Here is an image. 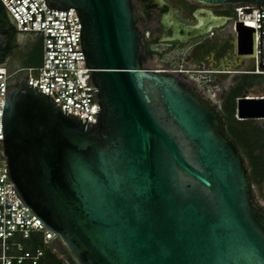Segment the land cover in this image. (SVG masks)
Masks as SVG:
<instances>
[{"label":"water","instance_id":"obj_1","mask_svg":"<svg viewBox=\"0 0 264 264\" xmlns=\"http://www.w3.org/2000/svg\"><path fill=\"white\" fill-rule=\"evenodd\" d=\"M45 3L76 11L100 111L85 127L25 81L10 93L3 153L19 202L77 264H264L243 157L193 85L142 66L133 0ZM253 32L237 25L240 49ZM237 118L264 119V97L240 98Z\"/></svg>","mask_w":264,"mask_h":264},{"label":"built area","instance_id":"obj_2","mask_svg":"<svg viewBox=\"0 0 264 264\" xmlns=\"http://www.w3.org/2000/svg\"><path fill=\"white\" fill-rule=\"evenodd\" d=\"M0 4L21 33L42 44L41 65L18 66L13 72L0 66V264H77L60 239L14 193V184L6 177L1 118L4 102L25 81L49 95L65 116H77L85 127L97 123V89L89 80L80 46L81 23L74 9L47 8L45 0H0ZM238 24L254 30L251 74L264 76V9L235 5V32Z\"/></svg>","mask_w":264,"mask_h":264},{"label":"flooded vegetation","instance_id":"obj_3","mask_svg":"<svg viewBox=\"0 0 264 264\" xmlns=\"http://www.w3.org/2000/svg\"><path fill=\"white\" fill-rule=\"evenodd\" d=\"M133 5L142 44V66L193 85L221 116L223 108L215 101L210 87L230 81V87L225 89V95L229 96L236 90L235 79L245 81L255 76L251 74L254 48L249 52L238 45L234 29L235 5L197 0H133ZM27 37L0 4V66H5L9 72L15 70V65L24 59L27 46L21 41ZM245 96L234 98L238 101ZM246 121L249 120L243 122ZM222 124L220 117V127ZM238 151L249 172L244 154ZM251 171L253 173V169ZM251 199L264 214L253 192Z\"/></svg>","mask_w":264,"mask_h":264},{"label":"rangeland","instance_id":"obj_4","mask_svg":"<svg viewBox=\"0 0 264 264\" xmlns=\"http://www.w3.org/2000/svg\"><path fill=\"white\" fill-rule=\"evenodd\" d=\"M23 67H37L42 61V44L38 40H30L26 52L23 55ZM24 76V75H21ZM236 90L229 96L225 95V89L230 87V81L210 87L215 101L222 106L221 120L229 138L234 140L238 149L244 154L248 166L247 172L251 192L255 199L264 208V119L249 120L243 122L237 118V100L234 96L264 97V76H253V78L242 81L235 79ZM236 94V95H234ZM235 99V100H234ZM235 102V105H233ZM235 109V115L232 111ZM232 110V111H231ZM259 153L256 155V153ZM65 252V249L62 251Z\"/></svg>","mask_w":264,"mask_h":264},{"label":"crops","instance_id":"obj_5","mask_svg":"<svg viewBox=\"0 0 264 264\" xmlns=\"http://www.w3.org/2000/svg\"><path fill=\"white\" fill-rule=\"evenodd\" d=\"M25 35H26V34H25ZM27 36H28V37H27V39H25V41H24V40L21 41L22 43L26 44V46H27L28 42H29L30 40H32V38H31L29 35H27ZM23 61H24V60H23ZM23 61H22L21 63L15 65V67L22 66L21 64L23 63ZM32 67H33V66H32Z\"/></svg>","mask_w":264,"mask_h":264},{"label":"trees","instance_id":"obj_6","mask_svg":"<svg viewBox=\"0 0 264 264\" xmlns=\"http://www.w3.org/2000/svg\"><path fill=\"white\" fill-rule=\"evenodd\" d=\"M231 111H232V110H231ZM232 113L235 115V110H233ZM220 129L222 130V132H223L227 137H229L228 134L226 133L225 129H224L223 124L221 125ZM230 139H231V138H230ZM231 140H232V139H231ZM232 141H233V143H235L234 140H232ZM68 257H69V256H68Z\"/></svg>","mask_w":264,"mask_h":264}]
</instances>
